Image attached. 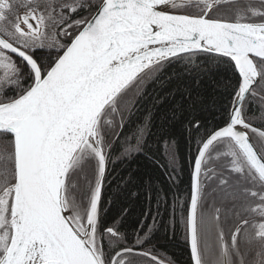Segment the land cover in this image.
<instances>
[{
    "label": "snow or ice",
    "instance_id": "6c2138e0",
    "mask_svg": "<svg viewBox=\"0 0 264 264\" xmlns=\"http://www.w3.org/2000/svg\"><path fill=\"white\" fill-rule=\"evenodd\" d=\"M170 245L264 264V0H0V264Z\"/></svg>",
    "mask_w": 264,
    "mask_h": 264
},
{
    "label": "trees",
    "instance_id": "16d2710c",
    "mask_svg": "<svg viewBox=\"0 0 264 264\" xmlns=\"http://www.w3.org/2000/svg\"><path fill=\"white\" fill-rule=\"evenodd\" d=\"M168 113L165 112V111H161L160 113H158V116H159V119L157 120V123L160 124V123H163V120H164V116L167 115ZM165 130L167 131H172V129L168 126H166ZM182 131V128L178 125L177 128L175 129V139L177 141L180 140V133ZM163 150V148H162ZM182 150H183V153L185 156H187V145L184 144L182 145ZM141 164H143V161H141ZM133 167H135V165H133ZM142 171H145V172H151L150 168H142L141 169ZM138 212H139V209L136 208L135 211L133 212V215L129 218L130 221L132 220H135L137 215H138ZM169 252H174L176 254V256L178 257H181L182 258V264H183V259L185 258L183 253L181 252V249L179 247H175V246H169Z\"/></svg>",
    "mask_w": 264,
    "mask_h": 264
}]
</instances>
